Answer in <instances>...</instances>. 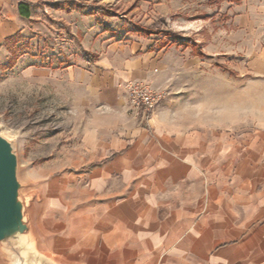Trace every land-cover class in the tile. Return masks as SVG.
<instances>
[{
  "label": "crops",
  "instance_id": "1",
  "mask_svg": "<svg viewBox=\"0 0 264 264\" xmlns=\"http://www.w3.org/2000/svg\"><path fill=\"white\" fill-rule=\"evenodd\" d=\"M42 1L0 0V46L25 36ZM71 34L79 55L57 71L76 88L80 153L41 191L33 220L43 255L52 264H264V125L181 124L163 105L134 115L131 82L166 92L179 77L173 63L190 73L198 59L126 29Z\"/></svg>",
  "mask_w": 264,
  "mask_h": 264
},
{
  "label": "rangeland",
  "instance_id": "2",
  "mask_svg": "<svg viewBox=\"0 0 264 264\" xmlns=\"http://www.w3.org/2000/svg\"><path fill=\"white\" fill-rule=\"evenodd\" d=\"M35 8L25 36L0 46V129L36 209L48 181L72 171L80 153L76 88L57 71L79 55L78 29L137 36L136 26L156 25L160 48L198 59L190 73L173 63L179 77L159 107L181 124L264 125V0H44Z\"/></svg>",
  "mask_w": 264,
  "mask_h": 264
},
{
  "label": "water",
  "instance_id": "3",
  "mask_svg": "<svg viewBox=\"0 0 264 264\" xmlns=\"http://www.w3.org/2000/svg\"><path fill=\"white\" fill-rule=\"evenodd\" d=\"M20 161L0 129V259L5 264H52L34 233L36 196L27 194Z\"/></svg>",
  "mask_w": 264,
  "mask_h": 264
},
{
  "label": "built area",
  "instance_id": "4",
  "mask_svg": "<svg viewBox=\"0 0 264 264\" xmlns=\"http://www.w3.org/2000/svg\"><path fill=\"white\" fill-rule=\"evenodd\" d=\"M131 113L153 115L163 100L166 93L153 87L150 83L131 82L127 87Z\"/></svg>",
  "mask_w": 264,
  "mask_h": 264
},
{
  "label": "trees",
  "instance_id": "5",
  "mask_svg": "<svg viewBox=\"0 0 264 264\" xmlns=\"http://www.w3.org/2000/svg\"><path fill=\"white\" fill-rule=\"evenodd\" d=\"M30 8H31V5L22 4L19 6V13H21L22 17L29 18L31 16ZM155 28H156V25H153L150 27H142L138 25L136 26L135 33L140 36H155L163 32L161 30H156ZM200 56H204V55L200 53ZM88 62H92V60L88 59Z\"/></svg>",
  "mask_w": 264,
  "mask_h": 264
}]
</instances>
